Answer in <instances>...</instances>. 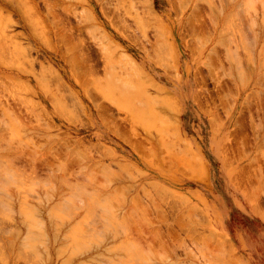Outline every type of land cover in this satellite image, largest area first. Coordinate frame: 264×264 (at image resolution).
<instances>
[{
    "label": "rangeland",
    "instance_id": "374dc122",
    "mask_svg": "<svg viewBox=\"0 0 264 264\" xmlns=\"http://www.w3.org/2000/svg\"><path fill=\"white\" fill-rule=\"evenodd\" d=\"M0 16V264H264V0Z\"/></svg>",
    "mask_w": 264,
    "mask_h": 264
},
{
    "label": "bare ground",
    "instance_id": "6f19581e",
    "mask_svg": "<svg viewBox=\"0 0 264 264\" xmlns=\"http://www.w3.org/2000/svg\"><path fill=\"white\" fill-rule=\"evenodd\" d=\"M43 1V0H42ZM46 2V1H45ZM200 2V1H199ZM20 3V2H19ZM47 4V3H46ZM247 4L248 3H246V6H247ZM250 5V4H249ZM50 6V5H49ZM224 6V5H223ZM245 6V5H244ZM262 7V6H261ZM52 8V7H51ZM256 8V7H255ZM240 9V8H239ZM53 10V9H52ZM249 10V9H248ZM54 12V11H53ZM248 12V11H247ZM26 13V12H25ZM24 13V14H25ZM231 13H233V12H231ZM235 13V12H234ZM5 15V14H4ZM50 15V14H49ZM53 15V14H52ZM212 15H213V12H212ZM233 15V14H232ZM232 15H230V16H232ZM239 15V14H238ZM229 16V17H230ZM245 16V15H244ZM1 17V16H0ZM56 17V16H55ZM2 18H3V16H2ZM6 18V17H5ZM25 18V17H24ZM23 18V19H24ZM231 18V17H230ZM233 18V17H232ZM235 18V17H234ZM243 18H245V17H243ZM240 19V18H239ZM5 20V19H4ZM56 20V19H55ZM232 20V19H231ZM235 20V19H234ZM214 21V20H213ZM228 21V20H227ZM249 21V20H248ZM27 22V21H26ZM41 22V21H40ZM193 23V22H192ZM215 24V23H214ZM226 24V23H225ZM224 24V25H225ZM228 24V23H227ZM243 26H244V24H243ZM226 27V26H225ZM251 27V26H250ZM234 28V27H233ZM246 30V29H245ZM72 31V30H71ZM161 31V30H160ZM32 32V31H31ZM222 32V31H221ZM220 33V32H219ZM68 34V33H67ZM243 34V33H242ZM73 35H74V33H73ZM65 36V35H64ZM205 36V35H204ZM202 37V36H201ZM207 37V36H206ZM72 38V37H71ZM231 38V37H230ZM66 39V38H65ZM229 40V39H228ZM4 42V41H3ZM226 42V41H225ZM228 42V41H227ZM11 43H12V41H11ZM15 43V42H14ZM234 43V42H233ZM233 43H231V44H233ZM243 44V43H242ZM230 45V44H229ZM197 46V45H196ZM231 46V45H230ZM224 47H225V45H224ZM227 49V48H226ZM68 50V49H67ZM79 51H81V50H79ZM228 51V50H227ZM69 52V51H68ZM77 52H78V49H77ZM231 52V51H230ZM103 54V53H102ZM84 55V54H83ZM213 55V54H212ZM237 55V54H236ZM106 57V56H105ZM15 58V57H14ZM215 59V58H214ZM14 60V59H13ZM212 61V60H211ZM235 61V60H234ZM242 62V61H241ZM77 64H79V63H77ZM13 65V64H12ZM93 66V65H92ZM73 67V66H72ZM135 67V66H134ZM244 68V67H243ZM91 71V70H90ZM81 72H82V70H81ZM238 72V71H237ZM74 73V72H73ZM76 73V72H75ZM242 73V72H241ZM53 74V73H52ZM40 75V74H39ZM42 75V74H41ZM54 76V75H53ZM59 76V75H58ZM90 77V76H89ZM246 77V76H245ZM43 78V77H42ZM241 79V78H240ZM60 80V79H59ZM44 82V81H43ZM261 82V81H260ZM15 86H16V84H15ZM63 90V89H62ZM35 92V91H34ZM15 95V94H14ZM50 96V95H49ZM256 98V97H255ZM261 98V97H260ZM53 99V98H52ZM55 100V99H54ZM264 101V100H263ZM149 102V101H148ZM150 103V102H149ZM4 110V109H3ZM32 110V109H31ZM101 111V110H100ZM2 112V111H1ZM59 113H61V112H59ZM62 115V114H61ZM12 118H14V117H12ZM214 122V121H213ZM212 122V123H213ZM215 125V124H214ZM216 126V125H215ZM115 129V128H114ZM131 135V134H130ZM135 135V134H134ZM133 135V136H134ZM132 139H134V138H132ZM130 142V141H129ZM128 142V143H129ZM135 142V141H134ZM140 142V141H139ZM22 143V142H21ZM29 143V142H28ZM33 143V142H32ZM131 143V142H130ZM22 145V144H21ZM131 145V144H130ZM133 145V144H132ZM131 145V146H132ZM28 146V145H27ZM31 146V145H30ZM139 146H140V144H139ZM27 148V147H26ZM30 148V147H29ZM134 148H136V150H137V146H135ZM35 149V148H34ZM30 151V150H29ZM37 152V151H36ZM89 153V152H88ZM45 154V153H44ZM51 155V154H50ZM31 157V156H30ZM5 158V157H4ZM35 159V158H34ZM54 160V159H53ZM68 164H70V163H68ZM2 166V165H1ZM85 169V168H84ZM58 170V169H57ZM107 172H109V171H107ZM88 175V174H87ZM31 176V175H30ZM93 177V176H92ZM86 178V177H85ZM91 178V177H90ZM94 180V179H93ZM89 181V180H88ZM91 183V182H90ZM101 184V183H100ZM102 185V184H101ZM105 188V187H104ZM94 191V190H93ZM118 191V190H117ZM123 191V190H122ZM116 192V191H115ZM79 194V193H78ZM111 195H113V194H111ZM124 200V199H123ZM95 202V201H94ZM1 208V207H0ZM1 211H3V210H1ZM5 211V210H4ZM4 217H5V215H4ZM90 226V225H89ZM37 228V227H36ZM85 230V229H84ZM36 238V237H35ZM164 253V252H163Z\"/></svg>",
    "mask_w": 264,
    "mask_h": 264
},
{
    "label": "crops",
    "instance_id": "0c3cea01",
    "mask_svg": "<svg viewBox=\"0 0 264 264\" xmlns=\"http://www.w3.org/2000/svg\"><path fill=\"white\" fill-rule=\"evenodd\" d=\"M156 81V80H155Z\"/></svg>",
    "mask_w": 264,
    "mask_h": 264
}]
</instances>
